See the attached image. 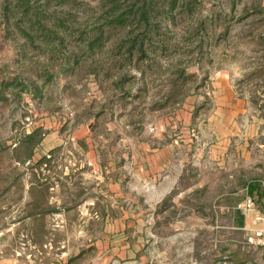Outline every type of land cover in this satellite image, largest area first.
Segmentation results:
<instances>
[{
  "label": "rangeland",
  "instance_id": "1",
  "mask_svg": "<svg viewBox=\"0 0 264 264\" xmlns=\"http://www.w3.org/2000/svg\"><path fill=\"white\" fill-rule=\"evenodd\" d=\"M5 1L0 0V264L52 262L59 258L61 245L57 242L66 239L71 249L84 241L89 245V239L90 244L95 242L94 236H78V231L100 230L101 224L76 221L72 205L81 197L77 195V187L72 185L76 176L71 169L78 165L77 156L73 157L66 150L48 158L42 154V147L38 148L36 157L26 159L32 146L22 140L37 124L61 122L64 134L69 137L74 130L81 126L86 129L95 121L98 135L108 129V125L113 130L112 136L125 135L127 183L140 185L138 191L142 192L144 200L147 198L143 196L152 194L153 182H138L132 158L137 146L133 137H156L159 127L184 122L191 114H194L192 121L198 123L202 117L213 113L214 82L220 70L231 73L241 97L264 106V0H192L195 3L192 11L186 5L179 6L172 12L173 17L161 20L158 33L152 34L151 42H145L147 56L143 59L136 55L133 62L119 70L114 65L118 57L111 56L110 43L101 54L94 55L95 63L104 66L99 75L86 71L87 64H83L80 70L62 74L50 83L39 80L38 84L43 86L38 96H34L33 88L29 89L33 92L20 94V87H7L13 80L28 82V76L33 74L27 71L33 63H26L25 74L15 63L19 54L17 45L21 42L6 34L2 23ZM82 1L91 7L100 0ZM90 7L88 13L82 8L77 10L81 22L94 12ZM42 59L39 57L41 63ZM52 69L59 70L56 66ZM43 128L35 129L37 139L40 138L38 143L52 130ZM64 171L69 174L65 175ZM261 175L264 178V173ZM84 180L83 175L77 181L83 183ZM55 182L62 184V200L68 211L66 222L56 216L60 210L54 207V191L45 190ZM189 183L185 180L182 187ZM31 184L45 189L30 186L29 190L27 186ZM216 184L217 180L213 179L212 188ZM221 193L224 192L205 190L200 198L210 203ZM177 195L174 191L168 199L173 200ZM126 197L127 214L132 216L142 211L146 215L143 223L127 225L133 224L135 229L153 234V207L139 210L135 202L141 197L128 191ZM130 198L135 201H129ZM184 204L190 206L187 202ZM206 209L208 216L211 212ZM174 211L175 215L187 214L182 206H176ZM38 214L41 216L37 217ZM178 220L173 225L174 230L180 231L181 217ZM206 225L207 231H211L214 224L207 222ZM128 243L140 246L138 256L145 264H153V235ZM86 250L87 260L95 255V246ZM130 261L132 259H126L122 263Z\"/></svg>",
  "mask_w": 264,
  "mask_h": 264
},
{
  "label": "crops",
  "instance_id": "2",
  "mask_svg": "<svg viewBox=\"0 0 264 264\" xmlns=\"http://www.w3.org/2000/svg\"><path fill=\"white\" fill-rule=\"evenodd\" d=\"M232 78L229 71L217 72L213 113L202 117L200 122L194 123L191 114L184 122L159 127L156 137H133L137 146L132 158L138 182H153L152 194L148 197L144 194L147 198L144 200L138 191L140 185L127 183L126 136H112L111 126L98 135L93 121L86 129L81 126L74 130L69 137L64 134V124L56 121H45L29 130L28 133L44 130L43 127L52 129L34 148L33 158L42 147V154L48 158L66 150L77 156L78 165L71 169L76 176L72 185L81 197L72 205L76 221L101 224L96 232L78 231V236H94V243L90 244L89 239V245L84 241L71 249L68 240L57 242L61 245L59 258L39 264H145L138 256L140 246L135 243L131 246L128 241L152 235L153 264H264V248L246 241L248 232L244 228L251 216L242 209L245 197L250 194L264 211V178L260 177L264 173V106L241 97ZM64 174L68 175L69 171ZM83 175V183L77 181ZM213 179L217 180L214 188ZM185 180L190 183L182 187ZM30 186L45 189L31 184L27 186L29 190ZM61 186L55 182L45 190L54 191L53 204L60 210L56 216L66 222L68 211ZM210 189L224 193L206 203L200 196ZM127 191L141 197L135 202L139 210L153 207V234L137 230L133 224L127 225L143 223L146 217L142 211L132 216L127 214ZM174 191L177 198L169 200ZM176 206L187 209V214L175 215ZM207 207L211 212L208 216ZM179 217L180 231L174 230L173 225L176 220L179 222ZM207 222L214 224L211 231L206 229ZM91 245L96 252L87 260L85 252ZM126 259L132 261L122 263Z\"/></svg>",
  "mask_w": 264,
  "mask_h": 264
},
{
  "label": "trees",
  "instance_id": "3",
  "mask_svg": "<svg viewBox=\"0 0 264 264\" xmlns=\"http://www.w3.org/2000/svg\"><path fill=\"white\" fill-rule=\"evenodd\" d=\"M194 4L192 0H100L90 7L82 0H6L2 23L6 34L21 42L15 63L24 69L22 74L26 63H33L27 71L33 74L28 82L13 80L7 87H20V94L33 92L29 90L33 88L34 96H38L43 86L39 80L50 83L62 74L80 70L83 64H87L86 71L99 75L104 66L95 63L94 55L101 54L110 43L111 56L118 57L114 65L122 70L134 56H147L145 42H151L152 34L158 33L161 20L173 17L172 12L179 6L186 5L192 11ZM89 7L94 12L81 22L77 10L82 8L88 13ZM39 57H43V63ZM55 66L57 72L52 69ZM36 135L35 130L22 140L32 146L26 159L32 158L40 140Z\"/></svg>",
  "mask_w": 264,
  "mask_h": 264
},
{
  "label": "built area",
  "instance_id": "4",
  "mask_svg": "<svg viewBox=\"0 0 264 264\" xmlns=\"http://www.w3.org/2000/svg\"><path fill=\"white\" fill-rule=\"evenodd\" d=\"M242 209L245 215L251 216L244 228L248 232L247 243L264 248V211L259 209L255 198L250 194L245 197Z\"/></svg>",
  "mask_w": 264,
  "mask_h": 264
}]
</instances>
